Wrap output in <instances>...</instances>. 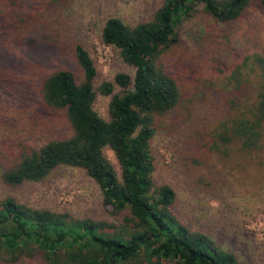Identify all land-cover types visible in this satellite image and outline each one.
Returning a JSON list of instances; mask_svg holds the SVG:
<instances>
[{"label": "trees", "instance_id": "16d2710c", "mask_svg": "<svg viewBox=\"0 0 264 264\" xmlns=\"http://www.w3.org/2000/svg\"><path fill=\"white\" fill-rule=\"evenodd\" d=\"M203 5L212 20L229 24L249 8L264 12V0H162L153 17L133 27L121 19L106 20L102 41L119 51L134 69L103 82L99 91L109 97L104 120L93 108L95 65L80 45L73 49L78 68L56 69L41 79L40 106L62 113L71 134L38 147L10 150L2 181L11 188L39 182L59 166L83 169L99 186L103 202L127 214L119 228L90 218H76L49 209H33L12 196L0 202V263L23 259L38 264H239L207 235L189 229L172 211L175 193L168 185L154 188L150 142L155 118L180 102L176 80L159 64L163 48L177 43V28L193 8ZM19 3L0 0V29H23ZM120 93H114V87ZM227 110L211 132L209 142L217 159L244 169L264 151V56H245L225 86ZM109 149L120 167L118 176L105 155ZM240 179V180H241Z\"/></svg>", "mask_w": 264, "mask_h": 264}, {"label": "rangeland", "instance_id": "374dc122", "mask_svg": "<svg viewBox=\"0 0 264 264\" xmlns=\"http://www.w3.org/2000/svg\"><path fill=\"white\" fill-rule=\"evenodd\" d=\"M12 1L19 3L25 20L21 30L16 25L0 29V152L38 147L71 134L62 113L40 106L38 89L41 79L56 69L79 74L73 58L77 45L95 65L93 108L108 121L109 97L99 87L119 73L133 77L134 69L102 41V28L111 17L130 27L148 21L162 0ZM177 37L159 58L176 80L181 98L172 111L155 118L150 142L153 189L170 186L176 198L172 211L179 220L235 254L239 264H264V157L244 169L256 178L247 186L238 163L217 159L209 148L211 132L228 108L223 89L227 78L243 57L264 56V12L252 7L225 24L209 18L198 4L183 18ZM114 93H120L116 86ZM105 155L119 176L115 155L109 149ZM8 156H0V202L12 196L29 208L121 225L127 212L116 213L105 205L101 189L83 169L59 166L42 181L11 188L2 181ZM16 264L38 263L23 259Z\"/></svg>", "mask_w": 264, "mask_h": 264}]
</instances>
